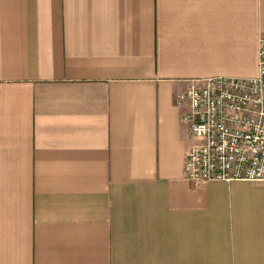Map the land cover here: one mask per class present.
<instances>
[{"label":"crops","instance_id":"crops-1","mask_svg":"<svg viewBox=\"0 0 264 264\" xmlns=\"http://www.w3.org/2000/svg\"><path fill=\"white\" fill-rule=\"evenodd\" d=\"M261 36L264 0H0V264H264V183L185 178L176 101Z\"/></svg>","mask_w":264,"mask_h":264},{"label":"built area","instance_id":"built-area-1","mask_svg":"<svg viewBox=\"0 0 264 264\" xmlns=\"http://www.w3.org/2000/svg\"><path fill=\"white\" fill-rule=\"evenodd\" d=\"M176 101L186 103L181 120L196 140L186 154L185 178L264 183V37L254 77L193 81Z\"/></svg>","mask_w":264,"mask_h":264}]
</instances>
